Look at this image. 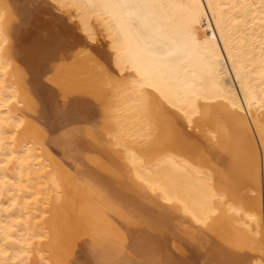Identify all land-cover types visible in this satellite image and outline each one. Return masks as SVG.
I'll return each instance as SVG.
<instances>
[{
  "label": "bare ground",
  "instance_id": "6f19581e",
  "mask_svg": "<svg viewBox=\"0 0 264 264\" xmlns=\"http://www.w3.org/2000/svg\"><path fill=\"white\" fill-rule=\"evenodd\" d=\"M40 1L72 40L31 85L0 0V264H264V0Z\"/></svg>",
  "mask_w": 264,
  "mask_h": 264
},
{
  "label": "rangeland",
  "instance_id": "374dc122",
  "mask_svg": "<svg viewBox=\"0 0 264 264\" xmlns=\"http://www.w3.org/2000/svg\"><path fill=\"white\" fill-rule=\"evenodd\" d=\"M64 28L65 26L63 22L60 21V18L49 12L47 7L42 4L40 0H37L36 8L30 13L29 19L19 25L16 38L18 52H16V59L18 64L21 60L23 61L20 62L19 67L31 85H34L37 81L36 76L39 62L43 54L52 50L57 52L64 50L69 45L68 43L70 40H72L66 28ZM82 100L80 96H73L69 102L65 104L71 105L72 108H77L83 103ZM29 111L30 109L28 107L26 113L29 114L32 112V110Z\"/></svg>",
  "mask_w": 264,
  "mask_h": 264
},
{
  "label": "snow or ice",
  "instance_id": "6c2138e0",
  "mask_svg": "<svg viewBox=\"0 0 264 264\" xmlns=\"http://www.w3.org/2000/svg\"><path fill=\"white\" fill-rule=\"evenodd\" d=\"M105 3L123 10V18L130 27L141 28L155 20L153 10H164L174 6L172 0H105Z\"/></svg>",
  "mask_w": 264,
  "mask_h": 264
}]
</instances>
